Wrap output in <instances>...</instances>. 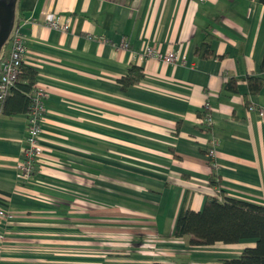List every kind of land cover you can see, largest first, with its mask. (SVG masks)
I'll list each match as a JSON object with an SVG mask.
<instances>
[{
	"label": "crops",
	"instance_id": "crops-1",
	"mask_svg": "<svg viewBox=\"0 0 264 264\" xmlns=\"http://www.w3.org/2000/svg\"><path fill=\"white\" fill-rule=\"evenodd\" d=\"M51 14L68 30L46 27ZM15 27L22 64L47 95L28 180L17 171L25 115H0V264H215L254 245H189L173 231L184 198L198 211L216 192L209 133L198 125L204 102L223 196L264 206V119L256 111L264 109V4L15 0ZM205 34L215 56L194 53ZM146 46L174 49L177 60L144 56ZM130 65L142 77L121 89ZM249 78L260 81L256 90Z\"/></svg>",
	"mask_w": 264,
	"mask_h": 264
},
{
	"label": "trees",
	"instance_id": "trees-1",
	"mask_svg": "<svg viewBox=\"0 0 264 264\" xmlns=\"http://www.w3.org/2000/svg\"><path fill=\"white\" fill-rule=\"evenodd\" d=\"M264 4V0H259ZM14 3V2H13ZM210 36L205 34L201 43L195 47L194 53L199 57L215 56L208 48ZM264 69V55L261 60ZM35 70L21 64L14 85L2 101L0 115L13 113L29 114L31 106L30 90L35 84ZM142 71L139 67L130 65L124 76L118 78L121 89L139 81ZM250 90H256L260 81L249 78ZM232 80L226 85V90L234 91ZM199 118L202 113L198 114ZM209 185L216 188L221 197H207L198 211L191 210L184 198L174 223V237L187 236L189 245H210L215 242L234 244L244 239H253L252 247H245L235 258L221 259L215 264H264V206L244 200L223 196L219 178L211 166L209 167ZM152 264H207L155 262Z\"/></svg>",
	"mask_w": 264,
	"mask_h": 264
},
{
	"label": "built area",
	"instance_id": "built-area-1",
	"mask_svg": "<svg viewBox=\"0 0 264 264\" xmlns=\"http://www.w3.org/2000/svg\"><path fill=\"white\" fill-rule=\"evenodd\" d=\"M24 22H34V19L27 18ZM44 25L51 29L59 31H67L68 23L66 20H61L56 14L48 15L45 18ZM8 51L0 52V106L5 97L9 94L11 87L14 85L18 73V67L22 62V55L25 47L22 40V35L18 27L12 28L7 36ZM119 47L125 48V41L119 43ZM144 56L153 57L157 60L166 63H172L177 60L175 50L161 53L152 47H144ZM31 106L27 116H25V138L24 144L21 147V157L17 163V171L21 180H28L33 175L37 159L41 153V146L38 142L39 132L42 119L44 117L43 99L46 97V91L39 85L34 84L30 90ZM251 108V107H250ZM256 111L260 118L264 119V109L257 108ZM202 117L198 118V125L201 130L209 133V139L205 151L206 160L212 168H215L213 161L215 148L217 145L216 137L211 133L212 118L209 104L204 102L201 107ZM4 218V210L0 201V221Z\"/></svg>",
	"mask_w": 264,
	"mask_h": 264
},
{
	"label": "water",
	"instance_id": "water-1",
	"mask_svg": "<svg viewBox=\"0 0 264 264\" xmlns=\"http://www.w3.org/2000/svg\"><path fill=\"white\" fill-rule=\"evenodd\" d=\"M13 19V3L0 0V49L5 43Z\"/></svg>",
	"mask_w": 264,
	"mask_h": 264
},
{
	"label": "flooded vegetation",
	"instance_id": "flooded-vegetation-1",
	"mask_svg": "<svg viewBox=\"0 0 264 264\" xmlns=\"http://www.w3.org/2000/svg\"><path fill=\"white\" fill-rule=\"evenodd\" d=\"M2 1H4L5 3H13L15 0H2ZM10 32V31H9ZM9 32H8V34H9ZM8 36V35H7ZM7 39V38H6ZM5 43H6V40H5Z\"/></svg>",
	"mask_w": 264,
	"mask_h": 264
},
{
	"label": "rangeland",
	"instance_id": "rangeland-1",
	"mask_svg": "<svg viewBox=\"0 0 264 264\" xmlns=\"http://www.w3.org/2000/svg\"><path fill=\"white\" fill-rule=\"evenodd\" d=\"M5 44H6V43H4V44H3V46H4ZM3 46H2V47H3ZM2 47H1V49H2ZM1 49H0V52H1ZM214 196H216V197H217V199H219V200L221 199V197H220L219 195H217V193H216V192H215Z\"/></svg>",
	"mask_w": 264,
	"mask_h": 264
}]
</instances>
